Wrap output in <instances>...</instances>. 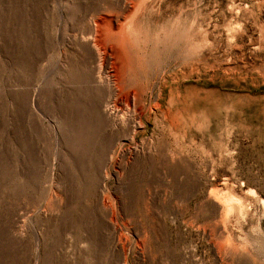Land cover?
I'll use <instances>...</instances> for the list:
<instances>
[{"label":"rangeland","instance_id":"rangeland-1","mask_svg":"<svg viewBox=\"0 0 264 264\" xmlns=\"http://www.w3.org/2000/svg\"><path fill=\"white\" fill-rule=\"evenodd\" d=\"M0 264H264V0H0Z\"/></svg>","mask_w":264,"mask_h":264},{"label":"bare ground","instance_id":"bare-ground-1","mask_svg":"<svg viewBox=\"0 0 264 264\" xmlns=\"http://www.w3.org/2000/svg\"><path fill=\"white\" fill-rule=\"evenodd\" d=\"M96 47H101V42H97ZM98 52V51H97ZM104 52V51H103ZM105 60V59H104ZM108 207V206H107Z\"/></svg>","mask_w":264,"mask_h":264}]
</instances>
